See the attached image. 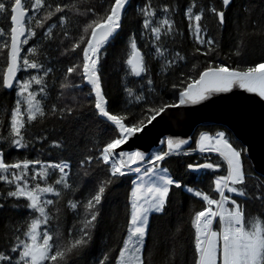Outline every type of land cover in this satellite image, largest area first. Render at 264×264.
Instances as JSON below:
<instances>
[{
    "label": "snow or ice",
    "instance_id": "obj_1",
    "mask_svg": "<svg viewBox=\"0 0 264 264\" xmlns=\"http://www.w3.org/2000/svg\"><path fill=\"white\" fill-rule=\"evenodd\" d=\"M232 2L221 0L222 7L218 8L214 4H199L198 0H189L184 15L199 45L195 49L196 53L209 56L217 51L218 42L213 38H205L207 30L201 21L206 13H210L223 26L226 10ZM129 3L130 0H108L104 10L98 11L93 5L82 7L81 0H0V18L7 24V27L0 25V57H3L5 64L0 70V88L15 89L16 95L10 110L0 105V112L6 114V119L0 120V144L6 143L15 150L28 148L34 140L47 139L31 137V125L43 122L49 116L63 118L73 112V107L67 104L48 103L49 77L53 68L45 67L44 63L34 58L39 54V48L34 43L28 48L24 47L38 34L52 40L56 28L62 30L65 39H71L69 28L73 24L72 17L87 19L80 28L79 36L71 39L70 46L62 54L79 49L82 59L63 70L57 100L64 98L69 90L81 86L73 82V77L78 75L90 85L87 95L94 94L90 103L96 110L95 114L111 126V135L102 147H98V155H89L80 161L82 168L93 161L98 166H106V175L98 180L94 191L85 201H66V207L79 216L67 230L66 236L54 221L60 219V201L65 193L75 190L70 183V162L61 160L58 163H45L27 158L8 162L3 147H0V182L11 186L0 196L17 201L22 199L26 203L13 207L22 206L30 210L29 216L14 227L11 238L0 249V264H69L74 256L83 253L90 245L92 231L100 216V206L110 187L119 178L130 174H135L136 178L132 180L133 187L128 197L126 235L118 250L104 252L96 264H112L113 261L114 264H148L146 240L151 216L153 213H164L173 188L182 187L202 201L201 209L193 210L190 221L194 229L192 264H264V211L253 215L247 211L244 203L236 199L258 200L264 209V180L249 188V176L242 160L246 149L235 147L223 131L217 132L215 136L201 133L196 142L197 148L193 151L218 153L227 163V174L215 177L214 187L206 192L200 188L182 186L169 173V169L163 167V162L171 155L190 154L182 150V146L189 143L188 139L167 137L159 142L165 147L150 155L139 150L125 151L121 147L138 133L144 132L169 109L198 104L216 93L231 92L234 88L264 98V62L254 63L244 70L223 64L210 65L200 71L196 78L187 76L181 80L183 87L178 100L173 103L148 101L143 92L126 87L127 95L137 104H142L141 110L138 114L127 110L114 112L109 108L101 88L98 66L101 49L121 29ZM174 12L173 6L163 4L157 8L152 0H146L139 9L144 30L142 35L150 34L154 55L157 59H163L164 71L186 59L179 52L169 59L171 54L163 46L164 37L176 34L175 21L170 15ZM54 18L55 22H52ZM38 30L43 31L38 33ZM128 48L125 63L129 74L146 76L148 67L145 53L138 47L135 35L129 37ZM235 54L239 56L240 52L237 50ZM29 69L36 70V74L29 73L27 78L21 79L19 74ZM181 75L184 76V73ZM147 83L151 85L153 81L148 79ZM176 87L174 84L173 88ZM52 146L62 147L59 141H53ZM220 166L217 162L187 164V168L194 172L216 170ZM54 173L58 174L55 178ZM85 175L89 173L85 171ZM49 195L53 198H48ZM3 208L4 204L0 203V209ZM112 252L117 254L113 256ZM175 255L173 251L172 256Z\"/></svg>",
    "mask_w": 264,
    "mask_h": 264
},
{
    "label": "trees",
    "instance_id": "obj_2",
    "mask_svg": "<svg viewBox=\"0 0 264 264\" xmlns=\"http://www.w3.org/2000/svg\"><path fill=\"white\" fill-rule=\"evenodd\" d=\"M145 2L146 0H130L122 19L121 29L101 49L98 66L101 88L109 102V108L114 112L127 110L138 114L141 110L142 104H137L127 95L126 87H133L137 92H143L148 101L173 103L178 100L179 91L183 87L181 80L187 76L196 78L200 71L210 65L223 64L230 68L244 70L254 63L264 62V0H233L226 10V22L223 26H220L210 13L205 14V18L201 21L202 26L207 30L205 38H213L219 45L217 51L209 56L195 52L199 45L193 38L188 27L189 21L184 15V9L189 0H152V4L157 8L163 4H169L175 8V12L170 15L175 21L176 34L163 38V46L171 54L168 58L174 57L176 52L186 57L185 60L179 61L167 71L162 70L163 59H157L154 55L150 34L142 35L144 30L139 9ZM107 3L108 0H81L82 7L93 5L98 11H103ZM198 3H210L218 8L222 7L221 0H198ZM86 19V17H72L73 24L69 28L71 39L79 36L80 28ZM52 22H55V18ZM0 25L7 27L3 18H0ZM42 31L38 30V33ZM53 31L56 35L52 40L45 39L38 34L24 47L33 46L34 43L39 48V54L34 58L44 63L45 67L53 68L49 77L50 100L48 103L67 104L74 110L71 114L64 115L63 118L49 116L43 122H37L29 127L31 137H46L47 139L34 140L28 148L20 150L12 149L6 143L0 144V147H3L8 162L25 158L39 159L45 163H58L61 160L70 162L72 165L70 183L73 184L75 190L65 193L60 201V219L54 221V224H59L66 236L67 230L79 219L77 213L66 207V201L68 199L85 201L94 191L98 180L106 175V166H98L97 162L93 161L91 165L85 164L82 168L80 161L86 156L98 155V147H102L103 142L111 135V126L95 114L96 110L90 103L94 94L93 96L87 95L90 86L78 75L73 77V82L81 86L69 90L64 98L57 100L58 93L61 91L59 81L63 70L70 64L80 62L82 52L77 49L76 52L62 54L64 49L70 46L71 39H65L60 28ZM132 35L136 36L138 47L145 53L148 73L143 77L130 75L125 63L129 51V37ZM237 50L240 52L239 56L235 54ZM4 67V59L0 57V70ZM29 73L36 74V70L29 69L28 72H21L19 76L24 79ZM181 73H184V76ZM148 79L153 81L151 85L147 83ZM174 84L177 85L176 88H173ZM72 97L75 99L73 100ZM15 99V89L7 91L0 88V105L10 110ZM3 119H6V114L0 112V120ZM220 131L225 132L235 147L243 148L226 128L209 125L198 126L190 138L189 147L182 150H193L197 137L202 132L215 135ZM53 141H59L62 147H53ZM164 147L165 145L160 144L153 152ZM242 160L249 176V188L264 180V177L254 172L244 152ZM204 162H217L221 166L216 170H202L197 173L187 168L189 163ZM163 167L168 168L169 173L174 179L179 180L182 186L200 188L206 192L210 187H214L215 177L227 173L223 159L214 154L171 155L163 162ZM85 171L89 175H85ZM56 175L58 174L54 173L53 178ZM135 178L134 175L121 177L110 187L100 206V216L92 231L90 245L83 253L74 256L69 264H96L104 252L111 249L118 250L127 231L128 197L132 189V180ZM10 187L0 182V193H6ZM48 198L53 197L49 195ZM236 199L244 203L247 211L253 215L264 211L258 200H245L242 197H236ZM0 203L4 204V208L0 209V249H2L5 242L11 238L14 227L29 216L30 210L22 206L13 207V205L26 203L22 199L17 201L0 196ZM201 207L202 201L184 191L183 187L173 188L165 212L152 214L150 219V231L146 240L148 264H192L194 229L190 221L193 210H199ZM80 212L82 213V209ZM173 251L176 253L175 257L172 256ZM111 254L115 256L117 252Z\"/></svg>",
    "mask_w": 264,
    "mask_h": 264
},
{
    "label": "water",
    "instance_id": "obj_3",
    "mask_svg": "<svg viewBox=\"0 0 264 264\" xmlns=\"http://www.w3.org/2000/svg\"><path fill=\"white\" fill-rule=\"evenodd\" d=\"M209 125H219L230 131L246 149L244 154L254 172L264 177V98L239 88L216 93L198 104L169 109L121 147L125 151L139 150L150 155L161 140L178 137L190 141L198 126Z\"/></svg>",
    "mask_w": 264,
    "mask_h": 264
},
{
    "label": "built area",
    "instance_id": "obj_4",
    "mask_svg": "<svg viewBox=\"0 0 264 264\" xmlns=\"http://www.w3.org/2000/svg\"><path fill=\"white\" fill-rule=\"evenodd\" d=\"M197 148V147H196ZM190 154H193V153H200L198 150L196 151H193V152H189Z\"/></svg>",
    "mask_w": 264,
    "mask_h": 264
},
{
    "label": "rangeland",
    "instance_id": "obj_5",
    "mask_svg": "<svg viewBox=\"0 0 264 264\" xmlns=\"http://www.w3.org/2000/svg\"><path fill=\"white\" fill-rule=\"evenodd\" d=\"M211 135V134H210ZM215 136V135H214Z\"/></svg>",
    "mask_w": 264,
    "mask_h": 264
}]
</instances>
